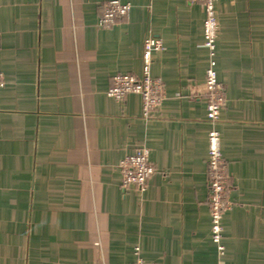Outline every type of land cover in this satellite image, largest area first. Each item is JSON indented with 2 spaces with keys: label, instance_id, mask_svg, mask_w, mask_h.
Wrapping results in <instances>:
<instances>
[{
  "label": "crops",
  "instance_id": "0c3cea01",
  "mask_svg": "<svg viewBox=\"0 0 264 264\" xmlns=\"http://www.w3.org/2000/svg\"><path fill=\"white\" fill-rule=\"evenodd\" d=\"M0 0V264H264V0H216L217 126L231 208L220 254L211 239L205 11L188 0ZM164 46L152 76L165 97L107 96L140 78L144 42ZM147 189L123 187L119 163L140 146Z\"/></svg>",
  "mask_w": 264,
  "mask_h": 264
},
{
  "label": "built area",
  "instance_id": "2783aa9c",
  "mask_svg": "<svg viewBox=\"0 0 264 264\" xmlns=\"http://www.w3.org/2000/svg\"><path fill=\"white\" fill-rule=\"evenodd\" d=\"M192 5H201L205 11L204 44L209 51V65L205 71L207 117L211 124L208 138V205L211 215V239L217 251L223 254V238L225 228L224 214L231 208L228 198V175L226 160L222 151L221 134L217 128L223 110L227 107L228 97L218 79L217 72V43L221 34V27L217 18L216 0H188ZM131 4L122 0L105 1L103 15L98 26L103 29L111 28L116 20L128 14ZM164 46L154 37H148L144 42V66L140 78L130 74H117L112 77L107 96L117 101H125L130 95L136 94L142 98V111L145 118L158 108L165 97V84L152 76V64L156 54L162 53ZM5 80L0 74V89ZM123 187L137 186L140 192L147 189V183L155 172L150 162V150L147 146H140L132 154L122 158L119 163ZM134 264H145L140 249H135Z\"/></svg>",
  "mask_w": 264,
  "mask_h": 264
}]
</instances>
